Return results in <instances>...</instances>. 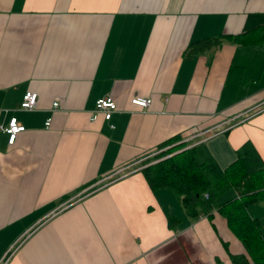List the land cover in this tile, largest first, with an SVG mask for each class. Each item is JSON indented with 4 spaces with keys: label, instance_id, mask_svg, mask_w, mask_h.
Here are the masks:
<instances>
[{
    "label": "crops",
    "instance_id": "obj_1",
    "mask_svg": "<svg viewBox=\"0 0 264 264\" xmlns=\"http://www.w3.org/2000/svg\"><path fill=\"white\" fill-rule=\"evenodd\" d=\"M253 12L264 0H0L5 264H235L245 248L225 216L192 218L141 165L182 143L224 169L246 140L264 161V44L224 37L185 53L241 32ZM26 91L37 95L31 109ZM134 94L151 104L132 105ZM100 96L118 107L89 119ZM11 117L24 125L12 143ZM246 208L264 237V198Z\"/></svg>",
    "mask_w": 264,
    "mask_h": 264
},
{
    "label": "trees",
    "instance_id": "obj_2",
    "mask_svg": "<svg viewBox=\"0 0 264 264\" xmlns=\"http://www.w3.org/2000/svg\"><path fill=\"white\" fill-rule=\"evenodd\" d=\"M250 44H264V12L249 13L244 29L235 34L207 36L191 41L185 53L193 55L221 43L223 38ZM173 142L165 140L161 146ZM143 160L141 168L152 189L169 187L192 217H210L221 212L229 228L242 242L245 253L231 254L235 264H264V237L258 218L249 214L246 204L264 198V161L250 140L236 150V157L224 169L210 159L199 161L194 147L182 143L168 146ZM153 155V156H154ZM156 159V160H155ZM233 187L237 196L220 200L218 195ZM179 217L168 214L169 226Z\"/></svg>",
    "mask_w": 264,
    "mask_h": 264
},
{
    "label": "built area",
    "instance_id": "obj_3",
    "mask_svg": "<svg viewBox=\"0 0 264 264\" xmlns=\"http://www.w3.org/2000/svg\"><path fill=\"white\" fill-rule=\"evenodd\" d=\"M37 100V95L33 91H26L23 94L21 107L24 109H31L35 106ZM57 100L52 101V106L57 105ZM152 102V98L146 95L134 94L130 97V103L134 106L145 108L148 107ZM118 107L117 101L108 96H100L96 99L95 107L91 110L89 119H96L99 115H102L103 118L109 119L112 115V112ZM244 118V117H243ZM50 117L47 118L45 124L49 125ZM113 125V124H111ZM24 128V125L20 124L16 117H11L8 122V126L3 127L5 131L8 132V141L12 143L16 137V133ZM144 165H141V168ZM107 183V182H106ZM104 183L103 185H105ZM102 186V185H101ZM93 190V189H92ZM88 192H91L89 190ZM14 247H9L2 256L0 257V264H5L12 252Z\"/></svg>",
    "mask_w": 264,
    "mask_h": 264
},
{
    "label": "rangeland",
    "instance_id": "obj_4",
    "mask_svg": "<svg viewBox=\"0 0 264 264\" xmlns=\"http://www.w3.org/2000/svg\"><path fill=\"white\" fill-rule=\"evenodd\" d=\"M154 157H155V155L152 156L153 159H154ZM155 160H156V159H155ZM232 195H233V190H232V188H228V189L222 191V192L218 195V198H219L220 200H225V199L229 198V197L232 196ZM179 203H180V201H179ZM181 206H182V205H181Z\"/></svg>",
    "mask_w": 264,
    "mask_h": 264
}]
</instances>
